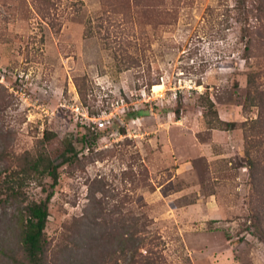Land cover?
<instances>
[{
  "label": "rangeland",
  "instance_id": "374dc122",
  "mask_svg": "<svg viewBox=\"0 0 264 264\" xmlns=\"http://www.w3.org/2000/svg\"><path fill=\"white\" fill-rule=\"evenodd\" d=\"M31 201L41 264H264V0H0V264Z\"/></svg>",
  "mask_w": 264,
  "mask_h": 264
},
{
  "label": "trees",
  "instance_id": "16d2710c",
  "mask_svg": "<svg viewBox=\"0 0 264 264\" xmlns=\"http://www.w3.org/2000/svg\"><path fill=\"white\" fill-rule=\"evenodd\" d=\"M67 153H74L70 142L66 143L65 151L62 154L63 161L69 160ZM33 170H41L47 173L53 181L58 180V165L43 154H40L31 164ZM25 220L21 225V241L28 264H41V256L45 248L44 229L49 216L46 201H31L26 205Z\"/></svg>",
  "mask_w": 264,
  "mask_h": 264
},
{
  "label": "bare ground",
  "instance_id": "6f19581e",
  "mask_svg": "<svg viewBox=\"0 0 264 264\" xmlns=\"http://www.w3.org/2000/svg\"><path fill=\"white\" fill-rule=\"evenodd\" d=\"M160 86H161V85H156L155 88H158V87H160Z\"/></svg>",
  "mask_w": 264,
  "mask_h": 264
}]
</instances>
